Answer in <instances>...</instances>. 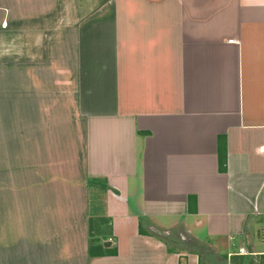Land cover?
Wrapping results in <instances>:
<instances>
[{"label": "crops", "instance_id": "crops-1", "mask_svg": "<svg viewBox=\"0 0 264 264\" xmlns=\"http://www.w3.org/2000/svg\"><path fill=\"white\" fill-rule=\"evenodd\" d=\"M94 27L0 0V264H264V0Z\"/></svg>", "mask_w": 264, "mask_h": 264}, {"label": "rangeland", "instance_id": "rangeland-1", "mask_svg": "<svg viewBox=\"0 0 264 264\" xmlns=\"http://www.w3.org/2000/svg\"><path fill=\"white\" fill-rule=\"evenodd\" d=\"M25 4L41 8L42 35L73 37L74 40L97 35L93 34L96 31L94 26L99 22L149 20V0H25ZM103 189L102 184H99L92 196V219L96 230L91 239L93 241L97 240V235L101 240L113 239L110 237L109 223L101 215L104 207ZM161 233L159 235L165 236V232ZM188 237L185 238L190 242ZM173 243L177 244L175 240ZM254 261L252 259L251 263L256 264Z\"/></svg>", "mask_w": 264, "mask_h": 264}, {"label": "trees", "instance_id": "trees-1", "mask_svg": "<svg viewBox=\"0 0 264 264\" xmlns=\"http://www.w3.org/2000/svg\"><path fill=\"white\" fill-rule=\"evenodd\" d=\"M223 165H224V166H223L222 168H223V169H225L226 161H224V162H223ZM91 222H92V221H91ZM91 233H92V232H91ZM91 235H93V236H94V234H93V233H92ZM202 247H204V246H201V248H202ZM203 249H204V248H203ZM198 253H199V252H198ZM201 254H202V252H201Z\"/></svg>", "mask_w": 264, "mask_h": 264}, {"label": "water", "instance_id": "water-1", "mask_svg": "<svg viewBox=\"0 0 264 264\" xmlns=\"http://www.w3.org/2000/svg\"><path fill=\"white\" fill-rule=\"evenodd\" d=\"M106 245H110V242H107Z\"/></svg>", "mask_w": 264, "mask_h": 264}, {"label": "built area", "instance_id": "built-area-1", "mask_svg": "<svg viewBox=\"0 0 264 264\" xmlns=\"http://www.w3.org/2000/svg\"><path fill=\"white\" fill-rule=\"evenodd\" d=\"M241 249H243V248H241Z\"/></svg>", "mask_w": 264, "mask_h": 264}]
</instances>
